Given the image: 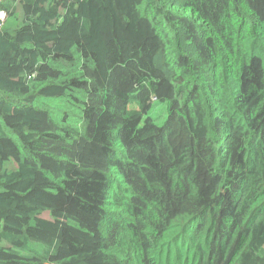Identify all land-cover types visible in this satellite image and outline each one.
<instances>
[{
  "label": "trees",
  "instance_id": "16d2710c",
  "mask_svg": "<svg viewBox=\"0 0 264 264\" xmlns=\"http://www.w3.org/2000/svg\"><path fill=\"white\" fill-rule=\"evenodd\" d=\"M0 264H264V0H0Z\"/></svg>",
  "mask_w": 264,
  "mask_h": 264
}]
</instances>
